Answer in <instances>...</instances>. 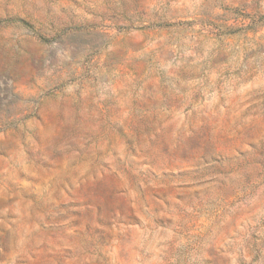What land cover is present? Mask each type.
Segmentation results:
<instances>
[{"label": "rangeland", "instance_id": "obj_1", "mask_svg": "<svg viewBox=\"0 0 264 264\" xmlns=\"http://www.w3.org/2000/svg\"><path fill=\"white\" fill-rule=\"evenodd\" d=\"M0 264H264V0H0Z\"/></svg>", "mask_w": 264, "mask_h": 264}]
</instances>
